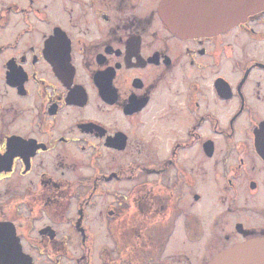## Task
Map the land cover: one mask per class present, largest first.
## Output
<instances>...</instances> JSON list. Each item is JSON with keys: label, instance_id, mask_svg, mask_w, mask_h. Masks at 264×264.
<instances>
[{"label": "flooded vegetation", "instance_id": "obj_1", "mask_svg": "<svg viewBox=\"0 0 264 264\" xmlns=\"http://www.w3.org/2000/svg\"><path fill=\"white\" fill-rule=\"evenodd\" d=\"M160 2L0 0V264H209L264 237V9L182 37Z\"/></svg>", "mask_w": 264, "mask_h": 264}, {"label": "water", "instance_id": "obj_2", "mask_svg": "<svg viewBox=\"0 0 264 264\" xmlns=\"http://www.w3.org/2000/svg\"><path fill=\"white\" fill-rule=\"evenodd\" d=\"M264 9V0H161L159 12L167 26L187 37L219 33ZM209 264H264V237L222 251Z\"/></svg>", "mask_w": 264, "mask_h": 264}, {"label": "rangeland", "instance_id": "obj_3", "mask_svg": "<svg viewBox=\"0 0 264 264\" xmlns=\"http://www.w3.org/2000/svg\"><path fill=\"white\" fill-rule=\"evenodd\" d=\"M215 192H217V191H215ZM206 209L207 210H206V213H205V218L207 220L206 219L205 220H206L207 223H209L212 220V217H213L214 214L219 213V215H220L221 211L223 210V206L217 205V204H215V205L214 204H210V205H207ZM194 210L199 212V213H202L201 206L200 207L197 206V208H195ZM220 217L222 218V216H220ZM190 223H191L190 227L193 230L195 228V225H196L197 222L192 220ZM92 224H93V227L95 228V230L98 232L100 224H98L96 222H94ZM178 231H180V234H179L180 236L177 238L178 242H177L176 246H179L181 251L183 249H186V250L194 249L195 254L196 253L200 254V253L203 252L201 243L191 244V243L186 242V240H185V238L183 236V232H182L181 228ZM96 235H97V244L101 245L103 243L102 242L103 241V237H102V235L100 233H96ZM71 241H72V244H74V241L76 242L75 235L72 236V240ZM194 259H195V257H194Z\"/></svg>", "mask_w": 264, "mask_h": 264}]
</instances>
